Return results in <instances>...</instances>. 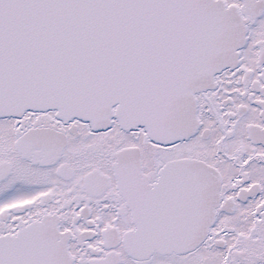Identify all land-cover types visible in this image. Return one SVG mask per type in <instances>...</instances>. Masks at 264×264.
Instances as JSON below:
<instances>
[{"label": "snow or ice", "instance_id": "6c2138e0", "mask_svg": "<svg viewBox=\"0 0 264 264\" xmlns=\"http://www.w3.org/2000/svg\"><path fill=\"white\" fill-rule=\"evenodd\" d=\"M0 264H264V0H0Z\"/></svg>", "mask_w": 264, "mask_h": 264}]
</instances>
